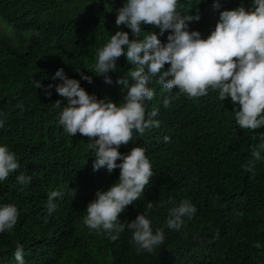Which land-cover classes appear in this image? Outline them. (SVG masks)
I'll list each match as a JSON object with an SVG mask.
<instances>
[{
	"label": "trees",
	"instance_id": "16d2710c",
	"mask_svg": "<svg viewBox=\"0 0 264 264\" xmlns=\"http://www.w3.org/2000/svg\"><path fill=\"white\" fill-rule=\"evenodd\" d=\"M251 2L221 0V10L247 8ZM123 3L0 0V144L20 163L0 182V204H14L19 213L14 228L0 233V264H16L18 244L26 264H264V160L255 163V175L244 169L253 147L264 141V127L241 129L233 113L238 103L221 101L211 89L205 96L189 98L153 81L149 86L154 97L146 102V112L158 109L154 119L159 127L143 135L134 132L118 149L127 154L132 147H143L153 172L139 199L119 219L131 221L147 212L155 231L164 227L168 210L185 199L196 213L184 217L179 230L164 228V242L153 252L138 251L127 228L112 240L84 224L88 203L97 190L118 181L120 170L93 171L91 140L80 133L70 136L59 125V110L53 105L58 99L67 103L66 98L55 88L50 97L44 95L34 80L45 86L59 83L51 79L58 68L80 79L75 69H81L93 77L92 83L81 80L89 94L122 103L125 92L117 79H130L132 66L121 56L115 71L108 73L112 83H106L96 76L94 64L97 50L115 31L123 29L133 38L130 29L115 24ZM212 4L178 0L182 14L199 11L201 19L191 22L189 30H198L204 38L219 18ZM154 31L159 33L152 25H142L138 38ZM167 35L160 37L162 42ZM165 98L170 99L167 107ZM21 172L31 176L30 184L16 181ZM54 190L64 195L55 198L57 208L50 215L45 203Z\"/></svg>",
	"mask_w": 264,
	"mask_h": 264
},
{
	"label": "clouds",
	"instance_id": "9594fccd",
	"mask_svg": "<svg viewBox=\"0 0 264 264\" xmlns=\"http://www.w3.org/2000/svg\"><path fill=\"white\" fill-rule=\"evenodd\" d=\"M211 7L219 18L204 38L198 30H189L191 22L201 19L199 11L195 15L182 14L178 0H124L123 6L116 10L115 24L117 28L124 25L130 29L133 38L123 29L115 31L97 50L94 64L96 76H103L106 83H112L108 73L115 71L121 56L132 66L128 72L130 79H117L125 92L122 103L89 94L81 86V80L92 83L93 77L81 69H75L80 79L70 78L63 68H58L51 79H59V83L45 86L34 80V87L42 89L44 95L50 97L55 88L59 96L66 98L67 103L58 99L53 105L59 110V125L70 136L80 133L91 140L95 155L93 171L101 167L109 172L120 170L117 182L106 190L96 191L87 205L84 224L112 240L127 228L138 251L153 252L164 242V228L179 230L184 217L191 218L197 211L190 201L181 200L168 210L164 227L155 231L147 212L137 214L131 221L119 219L126 207L139 199L153 175L146 149L132 147L127 154L118 150L133 139L134 132L143 135L146 129L159 127V121L154 119L158 109L146 112V102L154 97L149 86L153 81L168 90L178 89L177 95L189 98L205 96L210 89L218 91L221 101L230 98L234 105L238 103L233 113L241 129L264 127V0H252L250 7L240 5L230 10H221V0H213ZM142 25H152L159 33H147L139 39ZM166 31L167 41L162 42L160 37ZM169 103L170 99L165 98L164 106ZM3 127L4 121L0 119V128ZM261 150L264 141L253 147L252 160L244 165L245 171L255 175V163L264 160ZM19 168L16 154L0 144V182ZM16 181L28 185L31 176L21 172ZM63 195L59 190L48 194L45 208L50 215L57 208L55 198ZM151 207L149 203L148 208ZM18 215L14 204H0V233L11 231ZM13 255L16 264H26L22 245L16 246Z\"/></svg>",
	"mask_w": 264,
	"mask_h": 264
}]
</instances>
